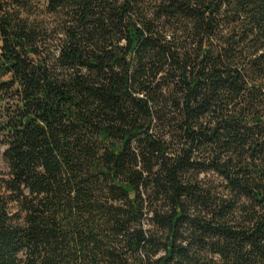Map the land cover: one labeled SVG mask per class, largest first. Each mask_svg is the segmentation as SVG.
Returning <instances> with one entry per match:
<instances>
[{"label": "trees", "instance_id": "16d2710c", "mask_svg": "<svg viewBox=\"0 0 264 264\" xmlns=\"http://www.w3.org/2000/svg\"><path fill=\"white\" fill-rule=\"evenodd\" d=\"M0 264H264V0H0Z\"/></svg>", "mask_w": 264, "mask_h": 264}, {"label": "rangeland", "instance_id": "374dc122", "mask_svg": "<svg viewBox=\"0 0 264 264\" xmlns=\"http://www.w3.org/2000/svg\"><path fill=\"white\" fill-rule=\"evenodd\" d=\"M6 168V164L4 161V148L0 147V171Z\"/></svg>", "mask_w": 264, "mask_h": 264}, {"label": "water", "instance_id": "95a60500", "mask_svg": "<svg viewBox=\"0 0 264 264\" xmlns=\"http://www.w3.org/2000/svg\"><path fill=\"white\" fill-rule=\"evenodd\" d=\"M6 148H4V152H5Z\"/></svg>", "mask_w": 264, "mask_h": 264}]
</instances>
